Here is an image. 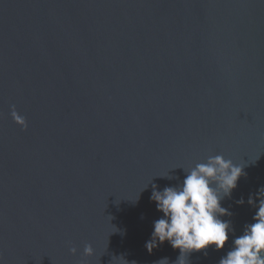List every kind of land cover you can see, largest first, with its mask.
I'll use <instances>...</instances> for the list:
<instances>
[{"label": "water", "instance_id": "95a60500", "mask_svg": "<svg viewBox=\"0 0 264 264\" xmlns=\"http://www.w3.org/2000/svg\"><path fill=\"white\" fill-rule=\"evenodd\" d=\"M218 154L234 235L184 264H219L264 187V0H0V264H176L145 248L152 184Z\"/></svg>", "mask_w": 264, "mask_h": 264}, {"label": "clouds", "instance_id": "9594fccd", "mask_svg": "<svg viewBox=\"0 0 264 264\" xmlns=\"http://www.w3.org/2000/svg\"><path fill=\"white\" fill-rule=\"evenodd\" d=\"M11 116L22 129H27L25 118L14 107ZM243 168L244 165L235 164L223 155H210L194 167L183 169L186 176L181 185L157 190L153 183L150 200L155 202L162 217L154 221L151 238L145 243L147 251L151 254L154 248L167 242L180 252L176 264H184L182 257L190 253L206 254L210 247L223 250L229 242V234L234 235V229L230 221L221 219L232 215L221 202L225 197L231 198L240 178L246 177ZM161 177L174 179L169 174ZM257 197L258 204L251 195L247 201L256 209L253 223L245 225L242 235L234 236L230 250L219 264H264V187L258 190ZM244 203L243 197L236 201L237 205ZM70 252L75 256L77 249L73 247ZM92 254V246L85 245L84 255Z\"/></svg>", "mask_w": 264, "mask_h": 264}]
</instances>
